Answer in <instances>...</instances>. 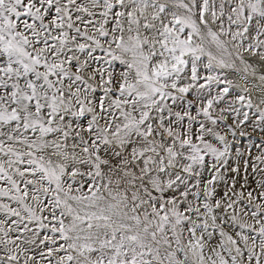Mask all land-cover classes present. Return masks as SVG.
<instances>
[{
	"label": "snow or ice",
	"instance_id": "snow-or-ice-1",
	"mask_svg": "<svg viewBox=\"0 0 264 264\" xmlns=\"http://www.w3.org/2000/svg\"><path fill=\"white\" fill-rule=\"evenodd\" d=\"M0 264H264V0H0Z\"/></svg>",
	"mask_w": 264,
	"mask_h": 264
}]
</instances>
